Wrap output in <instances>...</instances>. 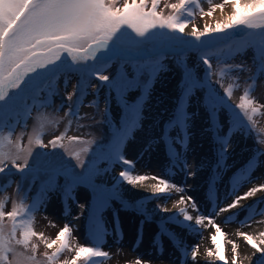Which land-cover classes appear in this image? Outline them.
<instances>
[{"label": "snow or ice", "instance_id": "1", "mask_svg": "<svg viewBox=\"0 0 264 264\" xmlns=\"http://www.w3.org/2000/svg\"><path fill=\"white\" fill-rule=\"evenodd\" d=\"M207 3L208 8L202 6ZM163 4V7L160 5ZM226 5H231V12L223 19L213 24L205 23L202 29L193 22L199 15L211 18L219 9L222 13ZM167 10V11H166ZM191 18V19H190ZM192 25L191 31L185 35V30ZM251 30V31H247ZM134 34V35H133ZM190 37V39L188 38ZM151 44L152 48L145 46ZM247 50L253 52L254 72L249 76L251 83L244 89L239 97V102L234 106L228 101L232 99L234 87H239L236 81L239 75L245 71H252L244 63L229 64L236 53ZM193 52L204 67L203 78L198 77L192 68L184 65L183 77L180 84L181 97L172 119L165 127L163 139L167 145L168 157L172 168L188 169V164L183 153L177 151L174 145L179 144L186 151L189 133L188 121L190 115L185 110V98L193 94L196 89L205 90V107L209 110L212 119V130L218 129L216 117L221 110L232 113L233 119L229 127V135L232 128L243 130L247 127L241 120L242 116L252 128L256 127L254 117L262 114L264 104H259L251 95L259 75L264 74V0H221L214 3L213 0H0V174L9 175L7 187L11 184V172L29 173L33 177L40 172L50 173V186H55V178H65V197H71L73 190L81 185H87L92 191V206L89 208V239L91 246L78 244L72 236L73 229L66 223L49 240L42 232L33 228V213L40 207L35 200L31 204L12 202L11 210L4 211V200L0 199V264H96L97 259H109L111 253L101 248L104 237L107 234L101 211L112 200H119L125 206H129L124 199L121 185H142L146 180H155L150 185L151 195L135 201V207L144 212L149 199H167L169 193L175 190L183 193L186 189L177 186L169 179L157 175H133L136 162L125 155V145L131 132L139 125L142 112V102L124 104L123 122L112 135L106 146L98 147L89 156L93 140H83L80 136H68V127L59 135L54 136L45 144L42 139V131L35 129L28 134L27 145L21 144L23 132L12 140L15 124L20 123L21 118H26L31 111L32 104H36L40 95V85L49 75L55 76L63 67L68 71L80 73L81 79L73 85L72 92H67L59 105L65 109L64 116L70 126L80 116V107L84 104V97L88 94V88L98 96L100 87H107L109 93L113 90L119 99L123 100L125 94L137 87L143 86L145 90L150 87V81L163 68L161 63L166 55H183ZM99 54V55H98ZM224 62V67L219 71L213 70L212 59ZM71 63H68V61ZM113 60L138 61L144 63L133 64L131 78L123 72L114 76L104 74ZM92 61V63H88ZM178 64H183L178 59ZM227 71L234 73L233 83L224 85L222 77ZM147 74L148 81L142 85L140 77ZM213 76L217 79L213 80ZM95 77L100 85L91 83ZM247 83V82H246ZM68 80L65 79V88ZM214 85H219L223 90L221 95ZM47 96L58 95L55 80L46 84L43 89ZM49 99H44L41 106H48ZM92 106L98 108V101L93 100ZM238 109L237 113L235 110ZM46 120L47 117H41ZM52 121H49L51 123ZM83 127L84 125H79ZM178 132L175 137L168 132L173 128ZM5 129L6 134H3ZM70 144L84 145L79 151H70L62 141ZM220 149L216 170L226 167L223 163L227 158L228 138L216 136ZM264 143V140L259 141ZM52 149L63 148L65 154L75 160V165L68 161L55 157L50 153H36L33 148ZM264 155L259 149L248 163L231 178L230 188L225 199L231 198L225 206L217 207V197L214 191V176L209 185V199L213 202L215 215L232 213L227 221L235 219L239 213L233 212L240 209L246 213L239 223L250 226L251 221L257 215H264V208L258 205L264 204V196L253 204L243 202L253 198L257 193H264V183L254 184L242 194H238L240 187L252 182V172L259 166L260 156ZM34 157L30 163L29 158ZM107 163L109 167L101 169L98 165ZM120 165L118 177L114 178L111 186L104 183H96L95 178L102 172H107L111 167ZM76 169H81L77 172ZM187 175H195L194 172H186ZM20 185H17L19 191ZM190 203L191 208L200 212L197 202L191 196H181L174 202L173 207ZM83 209L85 206L80 205ZM160 212L171 210L160 203L156 204ZM182 216V221L180 220ZM207 220L212 225L215 233L210 240L213 248L207 250L209 261H220L228 264L225 255L223 237L226 233L217 225L212 215L189 214L184 207H179L178 213L161 218V234H167L174 240L177 247L182 242L175 233L171 232L167 225L174 223L188 230L198 231V226ZM194 221V225L193 222ZM226 221V222H227ZM259 222V221H258ZM251 249L252 256L245 259L250 264H264V231L259 232L258 237L245 232H237ZM33 238L45 246V251L40 255L43 260L37 259V243ZM219 238V239H218ZM231 244V264H243L238 260V245L229 240ZM18 247L23 251H18ZM199 245L192 246L190 253L183 248L182 255L187 260L190 255L193 264L197 260ZM51 250V251H48ZM120 249H117L119 252ZM74 252L71 259L60 260L61 254ZM30 253V254H26ZM258 254V256H257ZM253 257L256 259L253 262ZM135 264H149L137 258Z\"/></svg>", "mask_w": 264, "mask_h": 264}, {"label": "rangeland", "instance_id": "2", "mask_svg": "<svg viewBox=\"0 0 264 264\" xmlns=\"http://www.w3.org/2000/svg\"><path fill=\"white\" fill-rule=\"evenodd\" d=\"M213 2L220 3L221 0H213ZM202 6L207 10L208 5L206 2ZM160 7H163V4ZM225 9L227 12H231V5H226ZM219 12L221 11L217 9L211 18L204 17L201 19L197 15L193 22L200 29L204 27L205 23L214 25L215 21L223 19L217 15ZM191 27L192 25L189 24L188 29L185 30V35L191 31ZM188 38L190 39V37ZM178 59H182L184 63L178 64ZM68 63H71V61L69 60ZM88 63H92V61ZM134 63H144V60H113L110 62L104 74L114 76L123 72L131 78ZM161 63L163 68L150 81V87L147 90L143 86L134 88L125 94L123 100L117 97L114 90L109 93L107 87H100L98 96L89 87L87 90L88 94L84 97V104L80 107V116L83 118L78 122L74 119L70 126H68V119L64 116L65 109H60L59 111L57 109L63 96L67 92H72V86L81 79V76L80 73L71 72L62 67L55 76L49 75L41 83V91L37 103L32 104L31 100H29L28 103L31 105V111L26 118H21L20 123L14 126L11 139L15 140L17 134L21 132L25 133L21 137L20 142L22 145H27L28 134L33 133L35 129L42 131L41 139L47 144L50 139L63 132L67 126L68 136H80L83 140L94 141L89 156L84 157L87 161L98 147L108 144L113 132L121 126L124 117V104L142 102L139 125L131 132L125 145V155L136 162L133 175L162 176L177 186H183L186 191L177 193L175 190H172L167 199H149L145 205V211L142 212L135 207V201L143 199L146 196L150 197L151 192L144 194L146 190L150 191V188H145L142 191L138 190L141 187H148L155 184L156 181L149 179L144 181L142 185L136 186L123 183L121 185V191L124 199L128 201L129 206H125L119 200H112L102 209L101 217L107 229V234L100 246L102 250L111 253V258L97 259L96 264H116L115 257L117 258L127 253L131 255L128 259V264H135L137 258H140L142 261H147L149 264H155L154 259L158 256L164 259L157 264H193L190 255L185 261L182 255L183 248H187L190 253L192 246L203 242L201 247L197 249L198 258L200 249L207 252L208 249L213 248L210 237L215 233V229L212 226L207 227V223L198 226V231L188 230L174 223H169L167 225L168 229L175 233L182 242L183 248L177 247L174 240L167 234H161V218L178 213V209L181 206L185 207L191 215L194 214L193 209L190 203H185L184 206L178 205L172 209V212L165 213L156 209V204L160 203L167 207L170 204L173 205L182 195L191 196L197 202L200 210L204 207L202 214L206 216L212 215L214 213L213 202L209 199V185L212 178L214 176L216 177L214 191L217 197V211L219 206L223 207L224 204L231 200V198L225 199L226 193L230 188L231 178L239 169L248 163L258 149L264 152V143L259 142L264 140V109L261 110L262 114L254 117L256 121L255 128H252L241 114V120L247 127L243 130L233 127L230 135L229 127L231 124H229L227 117L231 112L221 110L216 117L219 126L217 131L214 132L212 130V119L210 118L209 110L205 107L204 97L206 92L203 89H196L193 94L185 98V110L190 115V120L188 121L189 140L187 149L185 151L179 144L174 145L177 151L182 152L186 158L188 169L181 171L180 168H172L163 136L167 122L172 119L177 108V103L181 97L180 84L183 77L184 65L186 64L187 67L192 68L200 78L204 76V67L202 62L198 60L197 54L193 52H189L182 57L171 54L166 55L163 57ZM212 63L214 71H219L224 67V62L218 63L215 58L212 59ZM227 63H244L252 70L251 72L245 71L240 73L239 79L236 81L239 87H234L232 99L228 101L234 106L239 102V97L243 94L244 89L251 83L249 76L255 71L253 68V52L252 50H247L243 53H236L231 59L227 60ZM233 75V72L226 70L225 75L222 77L225 86L233 83ZM65 79L68 80L66 88L64 86ZM215 79L217 77L213 76V80ZM53 80H55V87L58 89L59 94L48 97L47 92L43 89L46 84H50ZM140 80L142 85L145 81H148L147 74L141 75ZM91 83L96 85L101 84L95 77L91 78ZM171 84L175 86L173 91L169 90V85ZM214 86L223 95V90L219 85ZM251 95L259 104H264V74L257 77ZM46 98L50 100V104L48 106H41V103ZM93 100L98 101V108L92 106L91 102ZM235 111L237 113L239 112L238 109ZM41 117H47V119L44 120ZM49 121L52 122L49 123ZM79 125L84 126L80 127ZM6 132L7 130L5 129L3 134H6ZM177 132L178 129L173 127L168 132V135L175 137ZM218 135L228 138L229 141L227 158L223 162L226 167L219 171L216 170L220 149V144L216 139ZM62 143L67 145L70 151H79L84 146L82 144H70L66 139ZM152 152H154L153 158L149 154ZM33 153L34 155L36 153L54 154L55 157L75 165V160L65 154L63 148L34 147ZM33 158H29L30 163ZM259 160V166L252 172V182L240 187L238 194H242L254 184L264 183V155L260 156ZM98 166L101 169L109 167L104 162H101ZM121 170L122 166H113L109 171L102 172L97 176L95 182L111 186L114 178L118 177V173ZM76 171L79 172L81 169H76ZM186 172H194L195 175L189 176ZM21 176L22 174L16 173L13 169L10 176L11 184L7 187H2L8 184L9 175L0 174V199L7 197L4 200V211L11 210L13 200L17 203L23 200L25 204H31L35 200L40 204V207L33 213V228L35 231L42 232L45 237L51 240L55 238L56 234L67 223L73 229L72 236L75 238L76 243L91 246V240L89 239V208L93 203L91 189L87 185L81 184L73 190L71 197H65V178L63 176L55 178V186H50L49 184L51 179L50 173L40 172L33 177V175L26 172L23 174V179ZM18 184L20 185L19 191L17 190ZM42 188L45 193L41 197L38 195V191ZM262 196H264V193H257L255 199L253 197V200L249 204L255 203ZM243 203L245 204V202ZM80 205H84L85 207L82 209ZM258 208H264V204L258 205ZM237 212L239 215L231 220L234 223L230 231L235 233L234 235H237L236 232L238 231H249V234L258 237L259 232L264 231V215L255 216L250 226H242L239 221L244 219L246 213L240 209ZM225 213H227V216L223 213V219L217 221L221 223V226L219 224L217 225H219L222 231L223 228H227L231 223V221H227V218L232 213ZM179 218L182 221V216ZM192 223L194 225V221ZM33 242L38 245L37 259L43 260L40 254L46 250L44 244L35 238H33ZM238 242V247H247L249 251H253L242 237H239ZM223 244L228 264H231V252L227 251L226 237H223ZM118 248L120 249L119 252H117ZM18 251H23V249L18 247ZM72 255H74V252H65L61 254L59 259H71ZM246 256H250V254L248 252L244 256L239 254L238 260L246 264ZM195 264H222V262L215 261L214 259L209 261L207 257L204 259V262L199 263L197 261Z\"/></svg>", "mask_w": 264, "mask_h": 264}, {"label": "bare ground", "instance_id": "3", "mask_svg": "<svg viewBox=\"0 0 264 264\" xmlns=\"http://www.w3.org/2000/svg\"><path fill=\"white\" fill-rule=\"evenodd\" d=\"M230 12H227L226 11V9L224 10V12L222 13V12H219L217 15L218 16H221L222 18H224L227 14H229ZM186 29H188V27L186 28ZM146 48H148V49H151L152 48V45L151 44H148V45H146L145 46ZM70 60V59H69ZM170 87H169V90H171V91H173L174 89H175V86L173 85V84H171V85H169ZM150 155H151V158H153L154 157V152H152V153H149ZM142 188V189H141ZM138 191H142L143 189H148V188H150L149 186L148 187H141ZM151 192V190L150 191H145L144 192V194H147V193H150ZM254 199H255V197H254ZM253 200V198L251 199H249V200H246V201H244L245 202V204H249L251 201ZM224 203V202H223ZM227 203H229V202H227ZM185 204H183V206H184ZM222 205V204H221ZM226 204H224L223 206H225ZM182 207V206H181ZM220 207V206H219ZM167 208H169L171 211L170 212H172V209L174 208L173 207V205L172 204H170V205H168L167 206ZM185 208V207H184ZM204 209V207H202V209L200 210V212L198 213V212H196V211H194L193 210V216H195V215H197V214H201ZM237 210H239V209H234V210H232L233 212H237ZM218 211V210H217ZM168 213V212H167ZM225 214V216H227V213H224ZM228 214H230L229 212H228ZM223 213H221L220 215H215L214 213L212 214V217H213V219H214V221H215V223L217 222V221H220V219H223ZM205 223H207V227L208 226H212V225H210V224H208V221L207 220H205L204 222H203V224H205ZM233 221H231V223H230V225L226 228H223V231H224V233H226V235H225V237L227 238V244H226V247H227V251H230L231 252V244H229L228 243V241L229 240H232V241H235L236 242V244L239 246V242H238V239H239V237L237 236V235H234L235 233H232V231H230V229L233 227ZM216 224H221V223H216ZM223 225V224H222ZM235 225V224H234ZM221 226V225H220ZM237 233V232H236ZM245 233H250L249 231H246ZM233 234V235H232ZM201 241H202V239H201ZM203 242H201V243H199L198 245H199V247H201V244H202ZM190 245V244H189ZM200 251V254H199V257L198 258H200V259H198V260H196V262L197 261H199V263H201V262H204V259L205 258H207V255H206V252H204L203 250H199ZM246 252H248L249 254H250V256H252V254H253V252H254V250L251 252V250L249 251L248 249H247V247H243V246H240V247H238V253L239 254H241V256H244L245 254H246ZM131 255H129L128 253L127 254H122V255H120L119 257H115V263L116 264H128V259H129V257H130ZM164 258L163 257H160V256H158V257H156L154 260H155V264H157L158 262H160L161 260H163ZM254 260H255V257H253V262H254ZM246 264H250V261L249 260H246Z\"/></svg>", "mask_w": 264, "mask_h": 264}, {"label": "trees", "instance_id": "4", "mask_svg": "<svg viewBox=\"0 0 264 264\" xmlns=\"http://www.w3.org/2000/svg\"><path fill=\"white\" fill-rule=\"evenodd\" d=\"M232 119H233V116H232L231 113H229V114H228V117H227V120H228L229 124H231ZM38 192H39L38 195H40L41 197H42L43 194L45 193L43 188L40 189Z\"/></svg>", "mask_w": 264, "mask_h": 264}]
</instances>
